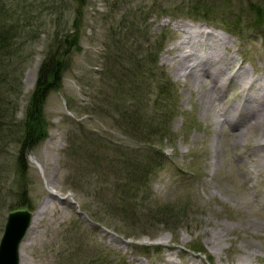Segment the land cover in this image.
Returning a JSON list of instances; mask_svg holds the SVG:
<instances>
[{
  "label": "rangeland",
  "instance_id": "374dc122",
  "mask_svg": "<svg viewBox=\"0 0 264 264\" xmlns=\"http://www.w3.org/2000/svg\"><path fill=\"white\" fill-rule=\"evenodd\" d=\"M0 4V238L10 212L34 214L46 200L19 264H264V164L252 154L264 123L248 126L255 106L264 114V0H86L77 46L40 114L30 104L38 67L55 36L70 33L77 1ZM181 23L226 37L233 61L218 77L177 65ZM156 51L152 87L133 84L145 116L132 130L118 112L133 108V59ZM241 71L260 84L245 88ZM217 78L221 95L217 82L207 89ZM25 136L36 141L23 148L22 174Z\"/></svg>",
  "mask_w": 264,
  "mask_h": 264
},
{
  "label": "trees",
  "instance_id": "16d2710c",
  "mask_svg": "<svg viewBox=\"0 0 264 264\" xmlns=\"http://www.w3.org/2000/svg\"><path fill=\"white\" fill-rule=\"evenodd\" d=\"M75 1H77V4H76V7L73 9V12H74L75 16H74V18L72 20V23L70 25L71 26L70 27V31H69L70 33H66L62 38L55 36V38H54V40H55L54 41V47H52V49L50 48V50L46 54L44 60L42 61V63L38 67L36 85L34 87V90H33L32 94H31L30 104H31V108L34 110V112H35V110H37L39 112V114H40L41 106L45 102L44 100H45L46 96L48 95V93L50 91H52V90L58 89L60 87V85H61L62 73L66 69V65L64 63L65 56L69 55L71 50L74 49L77 46L78 37H79V34H78V29H79V27H78V17L80 15L79 13L81 11V7L84 5L86 0H75ZM1 2H2V5L4 6L5 0H1ZM15 6L16 5L13 2H10L6 12L7 13L8 12H12V11L16 12L15 11V8H16ZM204 6H206V5H204ZM0 11H1V9H0ZM1 17L2 16H0V18ZM6 33H7V31H5L4 28L0 27V50L6 44V40H7L6 39V35H5ZM157 53H158V51H156L154 54L144 55V57L141 58V59H136V60H135V58L133 59V61H134L132 63V66H133V68H132V70H133L132 78H133V80H131L128 83V86H132L133 87L131 89V91H129V89H128V91H129L128 100L132 101L133 105H131V106L133 108L132 109L130 108V111L127 108H125L124 111L120 110L118 112V120H120L119 122L121 123V125H123L124 124L123 122H126V119H127L131 123L130 126H131L132 130H134L135 128H138L136 121L137 120L141 121L140 119H143V116H145L144 115L145 113L144 112L142 113L141 112L142 109L139 107V102H140L141 99H139V98L136 99L135 98V97H137V95L140 96V94H141L140 91H137L138 89H140V86H138L140 84V80H141L140 77H144V80H145L144 84H146V89H149V88L152 87L151 83H152V80L154 79V74L151 75L152 78H151V81H149L148 78L150 76V74H149L150 71L147 68L151 67V69L150 68L149 69L153 70L154 72H156L155 71V68H156L155 66H156V55H157ZM113 57H114V60H115L114 61V67H115L120 62V60H119L120 58L118 57V55L117 56L113 55ZM144 68H145V70H144ZM163 76L164 75H160V74L157 75V78L159 79V83H158V85H155V88H156V90H159L158 96L159 97H163L165 99V103L167 105H170V104H168V100H169V97H173V96H172L171 92H169V91H172V89L170 90L169 88H166V86L163 85V82H161L162 79H163ZM134 83L136 84L138 89H136V87H134V85H133ZM112 86L113 87L115 86L119 90L120 86H122V85L119 84V83H114V84H112ZM153 87H154V85H153ZM133 91H137V95L133 94L131 96ZM113 92H114V90H113ZM142 97H143V95H142ZM145 99L146 98H145V94H144V100ZM116 100H117L116 103L118 104L117 105L118 107H119L120 104H122V105L124 104L123 100H118V99H116ZM163 100L161 102L162 104H163ZM113 102H115V100ZM158 104H160L159 101H158ZM166 119L169 121V117H166ZM133 122L136 123L135 124V128H133ZM159 122H162V124L164 125L165 129L163 131L161 130V132H158V134L166 136L167 133H168L169 128L168 127L166 128V124H164L165 121H159ZM123 126H125V125H123ZM138 126H141V124L138 123ZM142 126H145V124H143ZM142 126H141L140 129H143ZM35 128H36V126H35ZM35 128H33V130H35ZM127 130H128V128H127ZM152 130H154V128H152ZM128 133L133 135L131 130ZM134 134H135V132H134ZM29 135H28V137H29ZM28 137L27 136L24 137V139L22 141L21 152H20V155L18 157V162H19V164L21 166V170L20 171H21L22 174L25 173L24 150H23V148H25V146H27V145L35 144V141H36L35 138L29 139ZM147 140L151 142L152 139H147ZM157 141H159V140H157ZM153 142H156V141L153 139ZM153 158L154 157L150 158L152 163H153ZM145 172L147 173L148 171H145ZM134 177L141 178L142 175H141L140 171L139 172L134 171L132 178H134ZM135 180L136 179L134 178L133 181H135Z\"/></svg>",
  "mask_w": 264,
  "mask_h": 264
},
{
  "label": "bare ground",
  "instance_id": "6f19581e",
  "mask_svg": "<svg viewBox=\"0 0 264 264\" xmlns=\"http://www.w3.org/2000/svg\"><path fill=\"white\" fill-rule=\"evenodd\" d=\"M179 31L181 32V38L174 49H178L180 53L175 55L173 59L176 60L180 69L185 68V70H188V72L185 71L186 75H190L195 79H200L201 77L198 76V73L201 75V73L204 74L210 71L216 75L215 77H218L217 74L232 63V56L229 55L225 57L228 48L227 42L225 41L226 37H221L220 35L203 28L202 26L192 27V25L188 23H181ZM237 76L240 78L239 81L243 82L245 84V88L247 89H250L253 83L260 84L257 79H249L246 76L245 71H241V73ZM208 78L211 77L209 76ZM210 83L211 85L207 89L210 90L216 86L215 89H217L220 95L224 93L225 83H221L219 78H217V81L211 80ZM245 96L247 100L250 96H252V94L249 95V93H246ZM211 98L212 97H210L209 104H206V102L204 103L207 107H210L212 104ZM214 99H217L216 95ZM256 110L257 108L255 106V109H253L254 116L252 117V120L248 122V126L250 128L254 127L256 124L264 123V114H257ZM224 113L225 109L222 108L220 115L223 116ZM256 143L255 150L252 152L255 158L253 159V162L254 164H264V139L261 140V142L256 141ZM45 203L46 200H43L42 204L33 214L32 221L39 219L41 213L43 212L42 209ZM160 240L163 241L164 239L161 238ZM168 264H173V262L169 261ZM238 264H248V260H239Z\"/></svg>",
  "mask_w": 264,
  "mask_h": 264
},
{
  "label": "water",
  "instance_id": "95a60500",
  "mask_svg": "<svg viewBox=\"0 0 264 264\" xmlns=\"http://www.w3.org/2000/svg\"><path fill=\"white\" fill-rule=\"evenodd\" d=\"M32 213L14 211L7 215L0 238V264H19V246L30 226Z\"/></svg>",
  "mask_w": 264,
  "mask_h": 264
}]
</instances>
